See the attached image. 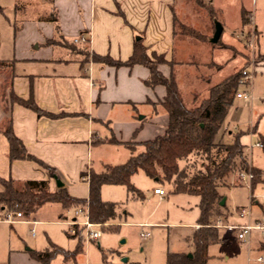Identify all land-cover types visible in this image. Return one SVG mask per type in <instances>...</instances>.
Here are the masks:
<instances>
[{"label": "crops", "instance_id": "obj_1", "mask_svg": "<svg viewBox=\"0 0 264 264\" xmlns=\"http://www.w3.org/2000/svg\"><path fill=\"white\" fill-rule=\"evenodd\" d=\"M49 1H52V13L34 17L32 28H28L27 33L23 32L25 25L16 27L19 44L15 40L13 50H9L0 59L15 60L14 90L17 95L25 99L33 95L41 108L55 116H38L30 108L18 103L5 104L1 98L0 125L5 118L11 117L15 133L23 140L28 151L53 171L50 172L34 160L11 161L9 142L0 131V175L6 178L12 176L17 180L47 179L54 191L58 187L52 173H56L65 182L67 192L79 198L89 196V182L83 177V173L90 169L102 171L108 164H104L103 159L106 147H126L122 142L153 139L164 134L168 125V113L162 104L166 88L163 85L151 87L145 83L150 76L148 67L142 64L115 67L103 65L91 58L87 61L81 48L91 54H109L114 59L127 60L133 54L135 39L144 37L150 58L153 54H163L166 60L173 62V65L161 63L160 70L169 76L173 66L177 83H185L187 92L195 93L191 105L180 88L189 106H195L206 98L212 86L196 91L198 78L185 67L193 68L198 62L210 61L226 64L239 56L245 62L246 55L240 49L247 51L249 41H253L259 53H264L260 50V18L264 17V0H209L218 11V21L223 25V32L216 43L210 39L207 43L181 33L178 35L176 23L178 16L182 18L185 11V0ZM20 7L24 8L22 5ZM18 9L20 8L17 6L16 10ZM231 14L235 15L236 24L231 23ZM244 14L249 20L247 24L243 22ZM54 17H57V22ZM214 31L215 22L211 35ZM80 35H84L87 41L76 42L75 38ZM53 38L58 41L47 43L48 39ZM72 43L78 47H73ZM230 50H237L238 56L229 54ZM225 52H228V56L223 55ZM258 70H264V61L257 66L255 73ZM225 78L227 77L220 78L212 85ZM200 94L202 99L198 102ZM141 111L144 112L143 117L138 116ZM226 120L216 136L217 141L224 142L222 137ZM228 132L233 134L230 129ZM110 137L116 138L119 143L105 141ZM258 141L263 143L262 139L256 142ZM243 143L245 144L244 141ZM96 160L103 163L104 168H95ZM241 182L239 178L238 183ZM259 184L264 190V183ZM223 198L225 201L222 206L227 207L228 199L226 196ZM250 201L260 203L258 197ZM243 206L245 205H239L235 210ZM250 206L252 209L251 204ZM223 210L231 212L227 222L235 217L237 220L233 223L247 221V218H240L237 214L235 216L233 209ZM60 216L65 218L64 212ZM258 217L261 216H252L251 219ZM30 222L34 224L40 220L34 217ZM194 226L197 229L199 224ZM67 230L65 233L71 239L69 248L65 249L49 237V245L42 248L40 246L44 245L39 243L33 245L35 247L26 246L23 250L18 243H14V247L9 249V264H43L31 255V251L45 250L51 244L65 250L62 252L65 259L75 257L71 253L79 241L70 237ZM253 247L258 249L261 245L257 243Z\"/></svg>", "mask_w": 264, "mask_h": 264}, {"label": "rangeland", "instance_id": "obj_2", "mask_svg": "<svg viewBox=\"0 0 264 264\" xmlns=\"http://www.w3.org/2000/svg\"><path fill=\"white\" fill-rule=\"evenodd\" d=\"M185 1V11L182 18L178 16L176 23L178 35L183 34L184 25L191 26L198 29L201 35L206 37L205 41L209 43L214 29L212 17L204 6L196 3V0ZM21 5L24 6L23 9ZM17 6L20 9L16 10ZM51 7L52 1L49 0H0V58L7 55L9 50H13L15 40L19 44V34L16 39V27L25 25L23 32L27 33L28 28H32L34 17L44 13L51 14ZM230 21L236 24L237 19L234 14L230 15ZM260 28L262 29L260 50L264 52V17L260 18ZM246 46L247 51L240 49V52L246 55L245 62L240 56L237 57V50H230L229 54L237 57L238 61L229 60L221 65L212 61L198 62L193 68L185 67L186 70L194 72L198 78L196 91L202 88L208 89L220 78L228 77L233 73L239 72L240 78L244 69L257 68L262 62L259 61L261 53L249 44ZM82 53L86 57L87 52L82 50ZM89 54V58L92 59L91 52ZM223 55L228 56V52ZM201 57L204 58V55ZM154 58L153 55L152 59ZM4 78L5 75L0 72V83ZM179 85L185 98L187 96L188 103L192 105L195 93H188L185 83L180 82ZM239 90L248 92L251 96L235 97L226 118L227 123L222 138L224 142H231L233 134L228 132L229 129L233 133L249 129V132L242 137L247 144L245 149L247 159L250 164L261 168L264 175V146L255 145L257 140H264V70L254 73L251 82L239 86ZM1 92L0 90V99L2 98ZM201 99L200 94L198 102ZM139 109L142 108L139 107ZM143 113L141 111L138 116L144 115ZM143 149V146L139 144L138 151ZM105 150L104 164L123 163L130 154L129 149L124 146L106 147ZM104 164L96 160L94 166L102 169ZM239 178V170L231 171L224 185L220 187V192L228 199L227 207L224 206V208L235 210L239 205L249 206L251 204L252 216H264L262 185L257 184L252 189L249 179L238 183ZM132 181L140 190L139 193H131L125 185L121 184L104 185L102 195L106 200L117 203L118 217L101 225L102 236L97 241H85V236L80 232L75 239L84 242L83 249L75 257L68 259H65V254L59 253L50 264H168L169 253L192 254L194 251L193 234L196 230L194 225L198 223L200 217L199 196L173 192L172 183L152 178L141 169L134 174ZM156 187H162L166 194L162 196L156 194L154 192ZM252 191L260 203H250ZM63 212L67 218L60 216ZM226 214L227 217H215L216 225L220 224L218 229L221 240L209 246L208 264H264L257 260L259 256L264 257V235L254 230L251 246H248L238 238L236 231L221 226L228 223L227 219L231 212L228 210ZM234 215L237 216L236 213ZM72 216H74V207L64 208L59 202H47L31 215L23 216L19 223L0 222V264H9V249L14 247V243H18L19 248L23 250L26 246L35 247L33 245H39V243L44 245L40 246L42 248L49 245L48 239L51 238L65 249L69 248L71 239L66 235L65 230L69 228L66 221ZM34 217H37L40 222L34 224L30 222ZM82 218V216L79 217V219ZM236 218L231 222L236 221ZM33 228L35 235L32 232ZM148 231L149 236H141V232ZM257 243L261 245L258 249L253 247Z\"/></svg>", "mask_w": 264, "mask_h": 264}, {"label": "trees", "instance_id": "obj_3", "mask_svg": "<svg viewBox=\"0 0 264 264\" xmlns=\"http://www.w3.org/2000/svg\"><path fill=\"white\" fill-rule=\"evenodd\" d=\"M196 3L208 10L214 22L219 19L218 11L213 7L211 1L196 0ZM54 19L57 20V17ZM243 22L244 24L249 22L245 14ZM182 31L184 35L191 38L206 40V37L202 36L199 30L194 27L184 25ZM57 41L53 38L48 39L47 43H56ZM71 45L78 47L75 43ZM85 52H87L85 60L88 61L90 54L88 50ZM153 55L154 59L147 55L144 37L135 39L133 54L127 60L114 59L109 54H91L92 60L103 65L133 67L136 64H142L149 68L150 76L145 80V83L151 87L163 85L166 88V95L162 101L168 113V125L165 133L143 142H122L131 152V156L126 162L115 165L107 164L102 171L94 169L85 171L83 177L89 182L87 198L70 195L64 186L52 191L47 179L17 180L12 176L6 178L0 175V185L2 186L0 216H4L9 210H19L24 216H29L47 202H59L64 208H71L82 205L88 200L90 216L93 221L103 223L114 220L118 217L117 203L103 199L102 187L106 184H121L125 185L129 192L139 193L140 190L134 185L132 177L141 169L152 178L172 183L173 192L189 193L200 198L199 227L193 234L194 251L191 255L169 253L168 264H208L209 246L221 240L218 226L214 222L215 217H227L223 210L224 207L220 203L224 196L220 192V187L224 185L227 175L234 170L251 171L254 175L253 188L259 183H264L263 170L250 164L245 152L246 145L243 143L242 137L249 132V129L233 133L231 142L216 140L234 102V94L239 89V72L233 73L212 86L209 95L199 104L189 106L177 83L173 66L169 76L159 68L161 63L173 65V62L166 60L163 54ZM259 59V61H264V53L260 54ZM0 72L5 75L4 80L0 83L5 104L18 103L34 110L38 116H55L54 113L41 108L33 95L27 99L17 95L14 90V59H0ZM0 131L9 142V159L11 161L34 160L50 172L53 171L50 166L28 151L23 140L15 133L11 117L4 119L0 125ZM105 141L119 143L114 137L107 138ZM139 144L144 148L142 151H138ZM67 234L73 237L68 231ZM82 249L83 243L79 241L71 255H76ZM64 251L63 248L51 244L45 250H32L31 255L43 264H50L57 254Z\"/></svg>", "mask_w": 264, "mask_h": 264}, {"label": "built area", "instance_id": "obj_4", "mask_svg": "<svg viewBox=\"0 0 264 264\" xmlns=\"http://www.w3.org/2000/svg\"><path fill=\"white\" fill-rule=\"evenodd\" d=\"M251 38L254 40V36L252 35ZM76 42H85L87 41V38L84 35H80L77 38H75ZM249 46L255 48L253 41L248 42ZM256 68L253 67L251 70L244 69L242 71V74L238 80L239 85H246L249 84L252 80L253 74L255 73ZM236 96L238 98L242 97H250V93L245 91H237ZM256 146H263L262 141H258L255 143ZM239 176L241 180L249 179L250 186L252 188V179H253V172L251 171H239ZM88 178V176H87ZM156 193H159L160 195H164L166 191L162 187H156L154 190ZM253 199L257 196L252 194L251 195ZM262 196L264 198V190L262 192ZM264 204V200H263ZM235 213L240 218H247L246 222L243 223H233L228 222L226 224H222L221 226H224L225 228L236 231L238 234V238L245 242L248 246L251 244V238L252 233L254 230H258L264 235V216L258 217L255 220H252V209L251 206H243L235 210ZM23 213L19 210H9L7 211L4 216H0V222L6 221L9 223L17 222L18 220H21L23 217ZM82 216V219H79V217ZM67 218V217H65ZM68 223V233L76 238L80 232H82L83 236H85V241H97L103 233V230L101 229V225L103 223L95 222L91 219L90 216V206L89 201L87 200L84 204L74 207V216H72L70 219H67L66 221ZM217 226H220V224H217ZM33 235H35V229H32ZM150 235V232H141L142 237H147ZM259 262L264 263V257L259 256L257 259Z\"/></svg>", "mask_w": 264, "mask_h": 264}, {"label": "water", "instance_id": "obj_5", "mask_svg": "<svg viewBox=\"0 0 264 264\" xmlns=\"http://www.w3.org/2000/svg\"><path fill=\"white\" fill-rule=\"evenodd\" d=\"M222 32H223V25H222V23L220 21H218V20L215 21V31H214L213 37L211 38V41L214 42V43L218 42V40L221 37ZM141 117H143V116L141 115ZM52 176L55 179L56 186L58 188L65 186V182L56 173H52ZM224 199L225 198H223L221 200V202H220L221 205H223V203L225 201Z\"/></svg>", "mask_w": 264, "mask_h": 264}]
</instances>
